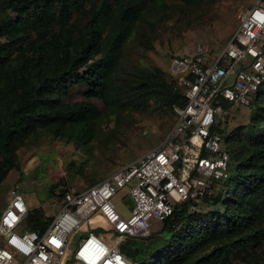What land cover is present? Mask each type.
I'll return each instance as SVG.
<instances>
[{"label":"trees","instance_id":"trees-1","mask_svg":"<svg viewBox=\"0 0 264 264\" xmlns=\"http://www.w3.org/2000/svg\"><path fill=\"white\" fill-rule=\"evenodd\" d=\"M161 5L163 0H0V189L19 168L20 147L42 133L88 143L104 112L150 102L173 110L185 103L158 68L135 65L122 75L128 42L146 37L139 27ZM75 89L87 100H71ZM251 108L242 129L230 134L228 122L218 128L230 178L216 183L212 203L205 201L213 210L203 214L189 202L178 205L151 236L127 240L122 250L134 264H264V84ZM50 221L36 208L25 224L42 232Z\"/></svg>","mask_w":264,"mask_h":264},{"label":"built area","instance_id":"built-area-1","mask_svg":"<svg viewBox=\"0 0 264 264\" xmlns=\"http://www.w3.org/2000/svg\"><path fill=\"white\" fill-rule=\"evenodd\" d=\"M239 18L219 54L200 43L171 59L173 91L185 103L173 106L175 123L161 145L85 189L58 185L60 210L42 232L27 228L28 203L11 188L0 215V264H64L74 233L96 218L106 224L104 234L81 237L69 262L134 264L122 250L127 240L151 236L178 205L189 202L196 211L212 203L216 183L230 178L218 128L232 109L251 108L264 84V0ZM125 189L133 200L127 216L116 203Z\"/></svg>","mask_w":264,"mask_h":264},{"label":"rangeland","instance_id":"rangeland-1","mask_svg":"<svg viewBox=\"0 0 264 264\" xmlns=\"http://www.w3.org/2000/svg\"><path fill=\"white\" fill-rule=\"evenodd\" d=\"M255 0H163L149 21L139 27L145 38H131L128 42L124 65L128 73L131 67L158 68L169 74V65L174 56L192 52L197 44L205 43L219 54L226 46L240 24V15ZM71 100H87L81 91L75 89ZM98 109H104L101 100H90ZM255 108L236 107L223 120L230 134L242 129L251 121ZM175 123L173 110L162 108L150 102L148 105L134 104L131 109L123 107L104 112L96 123L95 134L88 142L56 139L45 133L38 141L28 140L18 150L19 168L12 169L0 189V215L5 209L12 187L21 189L31 210L41 208L45 213L60 210L54 185H65L85 189L115 170L142 157L164 141ZM228 133L226 135H228ZM229 144H232L231 139ZM225 143V141H224ZM58 186H56V189ZM128 192L123 191V195ZM123 215H129L132 208L130 197L116 198ZM213 210L204 204L199 212L207 214ZM106 224L100 219H91L73 235L70 254L81 237L90 234L101 235ZM162 224L156 225L155 231ZM127 241L125 242V244ZM124 244V245H125ZM264 249V247H263Z\"/></svg>","mask_w":264,"mask_h":264},{"label":"crops","instance_id":"crops-1","mask_svg":"<svg viewBox=\"0 0 264 264\" xmlns=\"http://www.w3.org/2000/svg\"><path fill=\"white\" fill-rule=\"evenodd\" d=\"M95 183H97V182H95ZM95 183H93V184H95ZM92 185V184H91ZM125 195V198H127V197H129V196H126L127 195V192H126V194H124ZM124 198V199H125ZM133 201V200H132ZM132 205H133V203H132ZM29 209H30V207H29ZM31 210V209H30ZM122 210V212H124L123 211V209H121ZM46 211V210H45ZM101 234H104V232L103 231H101ZM99 236H101L100 234H99ZM103 236V235H102ZM106 237V235L105 236H103V238H105ZM75 249V248H74ZM68 264H79V263H76V262H69Z\"/></svg>","mask_w":264,"mask_h":264}]
</instances>
